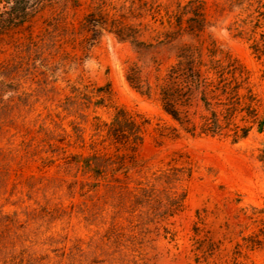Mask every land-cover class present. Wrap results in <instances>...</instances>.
Returning <instances> with one entry per match:
<instances>
[{
    "label": "rangeland",
    "instance_id": "374dc122",
    "mask_svg": "<svg viewBox=\"0 0 264 264\" xmlns=\"http://www.w3.org/2000/svg\"><path fill=\"white\" fill-rule=\"evenodd\" d=\"M190 1L198 2L196 13L176 29ZM25 2L22 11L15 0H0V264H264V134L242 111L235 123L249 131L238 142L191 137L154 94H139L125 77L135 64L155 92L182 45L198 49L205 66L214 60L229 68L230 56L248 72L264 115V57L233 29L252 26L245 16L228 0ZM258 12L255 40L264 51L263 7ZM197 16L200 29L185 22ZM107 85L109 98L97 90ZM114 108L147 124L136 165L114 177L127 174L129 189L154 185L153 194L134 196L123 185L92 190L94 180L75 163L92 154L101 141L95 124L109 122ZM207 114L194 95L187 115L200 122ZM172 167L191 171L176 215L169 185L152 181Z\"/></svg>",
    "mask_w": 264,
    "mask_h": 264
},
{
    "label": "trees",
    "instance_id": "16d2710c",
    "mask_svg": "<svg viewBox=\"0 0 264 264\" xmlns=\"http://www.w3.org/2000/svg\"><path fill=\"white\" fill-rule=\"evenodd\" d=\"M23 1L27 2L29 0H15L14 3L16 8L18 7L22 11H24V7L21 6L24 4ZM228 4L233 6L239 12V15L245 16L244 25H252L250 28L236 26V28H233L236 35L249 42V49L253 54L257 57H264L263 47L255 40L258 29H262L259 26L258 16L260 12L258 11L262 7L264 9V3H261V0H228ZM198 6V2L190 1L182 7L175 24L176 29L188 27L184 25L183 16L191 11L196 13ZM254 13L259 14L255 17L253 16ZM203 21L200 16H197L196 20L195 18H187L185 22L200 29ZM11 23L20 25L16 22ZM179 40L176 37H169L166 42L172 44L174 41ZM158 41L160 44L165 43L164 40ZM175 57L177 63L169 66L161 78H156L155 92H153L148 78L143 76L142 70L135 64L133 65L135 73L131 75L126 71V80L139 94L148 98L154 94L162 110L179 125L181 131L191 137H230L233 143L238 142L245 138L249 131V127L240 128L235 123L236 115L242 111H245L247 119L251 120V123L256 126L257 132L264 134V115H258L257 101L251 94L248 72L244 67L230 56L224 58V60L234 62V66L221 67L214 60L210 61V66H205L202 64L200 51L186 45H182V51L176 54ZM159 65L156 66L157 69H159ZM97 90L103 92L106 98L111 95L108 85L98 87ZM194 95L198 96L208 112L206 116L200 118V122H194L187 115V108ZM101 105L102 102L98 101L95 107ZM146 125L144 122L138 123L128 111L120 108H114V113L109 122H96L95 135L97 138H101V141L97 143L96 147L93 146L94 150L90 156L78 155L75 160V163L94 180L92 190H97L103 184L113 187H122L123 185L125 191L134 196L141 193L151 192L153 194L155 192L154 185L147 189V187L141 186L140 183H135V186L129 189L126 186L127 183L123 184L125 180H128L127 174L121 180L114 177L121 167L130 168L136 165L135 152L144 141ZM172 131L170 137H178V130L173 128ZM159 137L167 136L160 133ZM258 158L264 164V142ZM107 161H110V163H107ZM118 163L120 164L118 165ZM166 170L159 171L152 181L155 185H169L171 215H176L182 211L186 196L185 190L181 188V183L191 177V171L184 167H172ZM204 264L219 263H210L206 258ZM233 264L235 263L233 262Z\"/></svg>",
    "mask_w": 264,
    "mask_h": 264
}]
</instances>
